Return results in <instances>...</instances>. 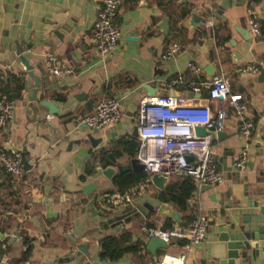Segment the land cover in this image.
<instances>
[{"label":"crops","instance_id":"crops-1","mask_svg":"<svg viewBox=\"0 0 264 264\" xmlns=\"http://www.w3.org/2000/svg\"><path fill=\"white\" fill-rule=\"evenodd\" d=\"M99 2L0 0V72L3 65L10 66V73L4 74L12 77L13 94L11 117L0 128V152H19L25 165L19 179L0 169V259L6 264H159L164 253H183L182 264H218L213 257L221 243L218 235L226 232L229 242L240 243L248 238V231L255 232L259 223L252 214L254 209L220 205L217 194L228 188V172H224L222 181L205 190L189 180L194 189L186 198V208L180 210L159 198L164 187L159 190L145 179L119 192L111 177L100 173L112 165L110 159L93 158L92 154L101 147L107 153L117 149L120 154L112 156L121 164L134 155L129 156L117 144L122 139L137 140L136 135H131L137 105L139 99L148 96L141 84L155 91L152 94L174 90L190 102L207 104L213 111L222 103L207 98V85L213 77L223 75L229 89L242 95L252 127L248 136H242L236 117L227 111L221 129L224 136L210 138V153L222 171V165L234 163L244 150L239 177L247 185L248 198L256 188L264 191V31L255 37L250 35V15L246 11L252 10L258 25L264 26V0H120L113 16L119 39L116 47L102 57L95 54L90 36ZM183 10L187 13L180 16ZM190 13L204 20L189 23ZM207 20L211 21L210 26L204 25ZM173 42L179 49L163 59V51ZM16 51L24 56L34 74L36 66L48 73L45 55L54 56L59 73L48 75V84L40 97L52 103L54 113L48 114L37 99L26 98L29 89H23L25 70ZM189 62L198 67L197 72L188 68ZM249 63L257 65L255 74L240 70ZM175 75L201 84L196 92L159 85L160 79ZM109 96L118 99L119 118L99 129L83 127L80 118L93 111L97 100ZM86 133L100 137L101 142L91 148L84 138ZM76 139L78 143L73 142ZM181 178L184 177L168 175L164 186ZM86 183L94 185L87 195L80 190ZM133 187L128 205L146 210L148 199L155 204L170 202L178 220L156 217L151 212L145 216L138 214L119 229L113 222L105 223L109 214L95 211L100 209L104 213L106 203H122L119 196ZM91 196L98 199H93L85 210ZM196 210L208 219L202 240L194 244L172 240L166 242V247H157L153 256L149 254L143 241L147 235L139 229L142 222L161 228L168 222L186 227ZM244 214L250 215L249 222L242 219ZM122 231H129L125 244L138 241V249L114 259L100 257L101 243L97 239ZM69 237L75 243H87V257L82 253L79 258L69 256ZM232 264H264V254L261 248L255 252L249 246L239 248Z\"/></svg>","mask_w":264,"mask_h":264},{"label":"built area","instance_id":"built-area-1","mask_svg":"<svg viewBox=\"0 0 264 264\" xmlns=\"http://www.w3.org/2000/svg\"><path fill=\"white\" fill-rule=\"evenodd\" d=\"M120 0H100L94 19L92 21L90 36L93 41L95 54L99 57L110 53L117 44L119 31L113 23ZM250 15L248 18V32L252 37L259 35L258 22L252 16V10L246 9ZM210 26L211 21L204 22ZM179 49L175 42L171 43L162 53V58H170ZM45 69L54 75L59 73L55 65V58L47 53L44 59ZM188 68L197 72L198 67L189 62ZM0 72V81L4 73H10L8 64L3 65ZM241 71L249 74L257 72L255 63L245 64ZM198 81H186L181 75L159 80L162 88L168 89L179 86L196 92L200 86ZM208 99H216L222 104L216 106L213 111L207 104L190 102L183 94L170 95L168 93L152 94L142 97L138 101L136 110V136L137 148L133 155L143 166L146 173L145 182L149 181L152 173H163L187 177L194 184L214 185L222 181L223 172L218 169L209 150V134L199 135L194 131V126L203 125L204 128L215 133L225 125L226 113L230 111L237 119L239 133L246 137L249 135L252 122L246 117L245 103L242 95L229 89L226 78L223 75L213 77L207 85ZM12 99L0 96V128L11 117ZM120 116L118 99L109 96L97 100L93 105V111L80 118L88 129H99L113 124ZM185 156L189 159L186 160ZM245 152L242 150L234 161V166L242 168ZM0 169L15 179L22 177L25 167L19 152L6 154L0 152ZM135 188L119 196L123 202L129 201V196ZM111 203H117L113 201ZM207 217L196 210L186 227L174 225L171 228H161L142 222L139 229L147 236H155L164 242L172 240L184 241L194 244L205 236ZM183 253H164L159 264H182ZM0 264H6L0 259Z\"/></svg>","mask_w":264,"mask_h":264},{"label":"water","instance_id":"water-1","mask_svg":"<svg viewBox=\"0 0 264 264\" xmlns=\"http://www.w3.org/2000/svg\"><path fill=\"white\" fill-rule=\"evenodd\" d=\"M204 18H202L199 15H196L195 13H190L188 22H202ZM124 38H129L127 35L124 36ZM17 56V60L23 65V68L25 70V79L23 81V89H29V94L26 96L28 100L37 99L39 105H42L46 107L48 114L54 113L56 109L52 105L51 102L47 101L46 99H40L42 95V90H45L47 84H48V75H51V72L46 73L43 71V69L40 66H36V74L32 72V68L30 65H28L26 59L24 56L19 52H15ZM262 75V74H260ZM141 87L146 91L148 95L154 93L155 91L150 90V87L147 84H141ZM155 90V89H153ZM170 95H176L174 90H171L168 92ZM85 125L83 124V127ZM51 127V125H50ZM194 131L199 134H209L210 138H217L220 139L224 136L223 131L219 130L215 133H211L207 131L203 125H196L194 126ZM131 135H136V126L134 125L131 131ZM90 144L91 148H94L99 142H101L100 137L93 138L89 133L85 134L84 137ZM74 143H78L79 139H76L73 141ZM71 144V141L68 142V146ZM112 165L104 167L100 173L105 178H110L114 173H121L125 170H130L133 173L136 172H142L143 166L142 164L135 158L130 157L128 158V161L124 164L115 162L114 157L111 153H107L106 155ZM185 159L188 160L189 157L185 156ZM245 164L247 166H250L249 161H245ZM222 172L224 176V172L227 173V177L230 179V184L228 188L223 190L222 192L218 193L217 196L219 198V203L223 208H232L233 204H236L239 208H251L254 209L252 214L257 218L259 223H257L255 227V232L248 231L249 235L248 238L245 240L239 242H229L228 241V234L226 232H222L218 235V240L221 241L217 249L215 250L213 257L218 260V264H232L233 260L238 256V249L249 246L251 247L254 252L256 248H261L263 254H264V191L260 188H256L252 190L251 197L248 198V191H247V185L243 183L242 180H240L239 177V169L234 166L233 161H230V163L225 166L222 165ZM97 170V169H96ZM168 180V175L163 173H152L149 175V181L150 183L156 187L157 189H162L164 187V184ZM91 183L83 184L80 187V190L87 195L88 192L91 189ZM94 186V185H92ZM210 188L209 184H200L199 189L205 190ZM231 198L233 200H231ZM93 199H98L96 196H91L86 202L85 210H87V206L91 203ZM147 208L146 210L142 209L138 205L130 206L127 204V202L122 203H106V211L103 213L102 210H96L95 212L98 214H109V216L104 220L105 223H115V225H118L121 228L124 223L129 221L130 219H134L137 217L138 214L145 216L148 213H153L156 217L161 218H171L175 221L178 220L179 216L176 211H173L171 209V203L170 202H159L158 204L153 203L150 199L147 200ZM93 212L92 214H95ZM126 214H131L130 217H126ZM107 216V215H105ZM242 219H244L246 222H249L250 215L244 214L242 216ZM117 229V230H118ZM116 232V231H115ZM84 233H81L80 236L84 235ZM114 235V233H112ZM70 243L72 248L69 249V256L71 258H79L80 253L85 255L87 257L88 253L85 251V247L87 246V243H75L74 238L69 237ZM249 240H252L253 242L250 244ZM102 238L99 237L97 239V243H101ZM144 241V247L149 252L150 255H154V250L157 247H166V242L162 241L160 238L155 236H147L143 239ZM79 264V263H75Z\"/></svg>","mask_w":264,"mask_h":264},{"label":"trees","instance_id":"trees-1","mask_svg":"<svg viewBox=\"0 0 264 264\" xmlns=\"http://www.w3.org/2000/svg\"><path fill=\"white\" fill-rule=\"evenodd\" d=\"M186 13L187 11L183 10L180 12V16H184ZM259 30L260 32H263L264 26L260 24ZM11 80L12 77L7 75L3 80L0 81V96H3L7 99H12L13 94L10 90ZM117 146H120V148L126 151L129 156H132L137 148V140L134 137L122 139L118 141ZM111 154L119 155L120 152L119 150L115 149L114 151L112 150ZM106 155L107 152L105 148L102 147L92 154L93 158L99 157L100 159H105V161L107 160ZM145 176V172L133 173L129 171H123L121 173L113 174L111 176V183L118 188L117 190L119 192H122L124 188L142 182L145 179ZM193 189V184L187 177H184L174 182L167 183L163 190L159 191L158 196L160 199L162 198L163 200L170 201L180 210H184L186 208V198L190 195ZM172 226L173 225L168 222L164 228H171ZM128 234L129 231H122L117 235H106L103 237L100 244L99 256L102 258L108 257L110 259H114L119 257L124 252L136 251L139 247L138 241L129 243L128 245L125 244V242L128 240Z\"/></svg>","mask_w":264,"mask_h":264}]
</instances>
